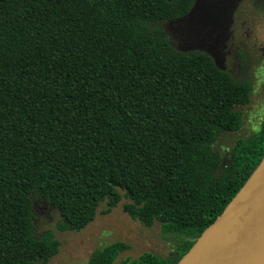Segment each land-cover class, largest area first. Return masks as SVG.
<instances>
[{"label": "trees", "instance_id": "obj_1", "mask_svg": "<svg viewBox=\"0 0 264 264\" xmlns=\"http://www.w3.org/2000/svg\"><path fill=\"white\" fill-rule=\"evenodd\" d=\"M194 1L0 0V264L58 254L54 233L37 232L36 201L58 210L60 231H81L121 191L132 219L185 237L119 264H178L248 182L264 123L226 160L214 145L241 128L252 84L165 28ZM129 247L113 242L88 264Z\"/></svg>", "mask_w": 264, "mask_h": 264}, {"label": "rangeland", "instance_id": "obj_2", "mask_svg": "<svg viewBox=\"0 0 264 264\" xmlns=\"http://www.w3.org/2000/svg\"><path fill=\"white\" fill-rule=\"evenodd\" d=\"M167 25V24H166ZM168 32L171 33L169 24ZM236 35L241 66H234L231 73L236 79H246L252 86L251 102L236 109L242 113L239 130L222 133L214 145L225 160L237 144L239 138L247 140L261 130L264 123V0H245L236 15ZM119 205L108 214L102 203L95 221L81 231H60L57 223L61 216L57 209L47 203L35 202V224L38 234L52 231L61 243L60 250L48 264H88L94 252L116 241L129 244L114 264L126 258L135 259L145 252L160 256L168 255L185 237L184 233H166L160 222L146 227L132 219L123 209L130 202L124 196Z\"/></svg>", "mask_w": 264, "mask_h": 264}, {"label": "water", "instance_id": "obj_3", "mask_svg": "<svg viewBox=\"0 0 264 264\" xmlns=\"http://www.w3.org/2000/svg\"><path fill=\"white\" fill-rule=\"evenodd\" d=\"M242 0H195L169 22L184 52L204 51L227 70L223 48ZM178 264H264V158L223 214L199 236Z\"/></svg>", "mask_w": 264, "mask_h": 264}, {"label": "flooded vegetation", "instance_id": "obj_4", "mask_svg": "<svg viewBox=\"0 0 264 264\" xmlns=\"http://www.w3.org/2000/svg\"><path fill=\"white\" fill-rule=\"evenodd\" d=\"M244 1L245 0H242V2L240 3L239 7L237 8L235 12L234 23L232 27V35H231L230 40L226 43V46L223 48V53H224L225 61H226V67L229 72H231V69L234 68V66H241L239 62V57L241 55L240 52L238 51L239 46L234 41H235V35H236V29H235L236 15L238 13V10L240 9V6L242 5ZM240 106H244V105H240Z\"/></svg>", "mask_w": 264, "mask_h": 264}]
</instances>
